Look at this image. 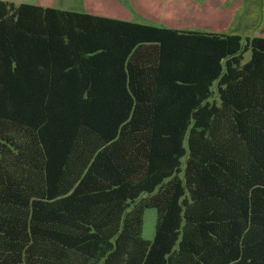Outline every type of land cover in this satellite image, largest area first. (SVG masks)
Segmentation results:
<instances>
[{
	"label": "trees",
	"instance_id": "trees-1",
	"mask_svg": "<svg viewBox=\"0 0 264 264\" xmlns=\"http://www.w3.org/2000/svg\"><path fill=\"white\" fill-rule=\"evenodd\" d=\"M0 264H264V37L0 0Z\"/></svg>",
	"mask_w": 264,
	"mask_h": 264
},
{
	"label": "crops",
	"instance_id": "crops-1",
	"mask_svg": "<svg viewBox=\"0 0 264 264\" xmlns=\"http://www.w3.org/2000/svg\"><path fill=\"white\" fill-rule=\"evenodd\" d=\"M234 4H230V0H222L224 2V8L220 9L221 0H99L102 4L98 10L104 11L109 9L107 14H99L96 12H85L92 13L96 15H103L113 18H118L122 20H128L133 22H138L147 25H154L159 27H169L182 30H200L207 32H223L220 30L219 26H229L232 24L233 19L237 13V10L241 5H239L242 0H235ZM260 7L261 21L260 26L262 28L256 36L264 37V0H254ZM15 2V1H13ZM51 3H29L38 5L44 8H54L61 10H71L76 11L70 6L59 5L57 1L50 0ZM16 4L28 3V2H15ZM131 6L132 10H135L141 18L146 17L149 19L148 22L142 20H135L134 13L129 11L130 9L126 6ZM239 5V6H238ZM110 8H106V7ZM93 7L85 8L84 11H92ZM94 11V10H93ZM80 12V11H79ZM135 12V13H136ZM252 16V15H251ZM251 16H246L242 20L246 24H254L253 18ZM250 17V21L247 23L246 19ZM219 18H226V22H219ZM238 34V33H231ZM241 35V34H240ZM249 36L244 34V36ZM253 37V36H252ZM58 56V55H57ZM42 60L48 59L50 57L43 56L40 57ZM247 58L249 55L247 54ZM66 62L72 57L67 56ZM90 61H84V63L77 62L76 65H83L91 67ZM89 63V64H88ZM69 63H66L68 65ZM107 63L103 61L102 67L99 69L98 73L100 77L95 79L96 82L101 81L99 86L101 88L106 87L108 84L109 76L107 75ZM109 73V72H108ZM105 75V77H102ZM115 79V77L113 78ZM110 84V83H109ZM116 84V80L113 81ZM110 87V86H107ZM114 87V86H113Z\"/></svg>",
	"mask_w": 264,
	"mask_h": 264
},
{
	"label": "rangeland",
	"instance_id": "rangeland-1",
	"mask_svg": "<svg viewBox=\"0 0 264 264\" xmlns=\"http://www.w3.org/2000/svg\"><path fill=\"white\" fill-rule=\"evenodd\" d=\"M9 1H15V2H28V3H51L50 0H9ZM58 2L59 5L64 6H70L76 11L80 12H96L99 14H107L109 13V9H105L104 11L98 10L97 8L102 5L99 0H55ZM222 2V0H221ZM236 2L235 0H230V4H234ZM241 5L239 9L237 10V13L235 15V18L232 21V24L229 26H219L220 30H223L224 33H238L244 36V34H247L249 36H256L262 26H260L261 21V11L260 7L254 0H242V2L239 4ZM238 5V6H239ZM93 7L92 11H84L85 8ZM132 13H134V19L135 20H142L145 22H148L149 19L146 17H140V15L135 11L132 10L131 6L126 5ZM106 8H110L109 6ZM224 8V2L220 3V9ZM94 10V11H93ZM136 12V13H135ZM252 15V16H251ZM246 16H251L253 18L254 24L248 23L251 19L250 17L246 19L247 23H245L243 18ZM219 22H226V18H219ZM246 37V35L244 36ZM156 220H157V210L156 208H147L144 212V225H143V233L142 236L145 240L151 241L153 240L156 232Z\"/></svg>",
	"mask_w": 264,
	"mask_h": 264
}]
</instances>
